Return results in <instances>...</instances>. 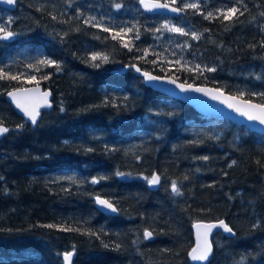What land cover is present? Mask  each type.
Segmentation results:
<instances>
[{
    "label": "trees",
    "instance_id": "1",
    "mask_svg": "<svg viewBox=\"0 0 264 264\" xmlns=\"http://www.w3.org/2000/svg\"><path fill=\"white\" fill-rule=\"evenodd\" d=\"M162 1L200 8L166 16L139 0L0 5V25L16 33L0 40V76L17 77L0 79V122L10 128L0 140V264H66L73 248L72 264H193V224L216 219L235 236L216 234L207 264H264V135L199 113L132 68L264 104V0ZM233 7L243 15L217 16ZM209 12L215 18L205 19ZM33 84L54 92L35 127L6 100ZM155 172L158 189L144 179ZM96 196L115 203L118 215L100 211Z\"/></svg>",
    "mask_w": 264,
    "mask_h": 264
},
{
    "label": "water",
    "instance_id": "2",
    "mask_svg": "<svg viewBox=\"0 0 264 264\" xmlns=\"http://www.w3.org/2000/svg\"><path fill=\"white\" fill-rule=\"evenodd\" d=\"M147 2L169 4L162 0H147ZM139 3L141 7L143 8V10L150 14H162L166 16H179V15L184 14V11H181V12L171 11L172 7H177L172 4H169V8L167 9L161 8V9L148 10L144 7V4L141 3V0H139ZM0 5L11 11H15L18 7V0H15V2L12 4H8L6 0H0ZM14 37L15 36H13L12 38L8 40H12ZM132 68L135 70L137 75L141 76L144 79V82L147 86L167 96H170L171 98H174V99H177V100H180V101H183L189 104L194 109H196L199 113L205 116H208V117L226 118L236 124L246 126L251 131L264 135V124L260 123V120H250L248 119V116L242 115V112H248L249 114L254 115V116H264V113H262L260 109V106L264 104L251 100V99L241 97L233 93H229L225 91L224 89L217 87V86L188 84V83L179 81L177 79H174L170 76L157 75L153 72L142 69L137 65L132 66ZM137 68H139L140 71H137L136 70ZM145 72L149 73L151 76L159 77V79L148 80L143 75V73ZM172 81H175V83H172ZM197 88L205 89V91H196L195 89ZM9 92H12L14 94L15 99H13V97L6 94V100L12 104L13 108L15 109V111L17 112L19 116L24 118L28 123H30L34 127L37 126V124L39 123L41 116H42V112L54 106V92L51 88H46L43 84H33V85L24 86V87L14 88L10 90ZM44 93H49V95L45 96ZM18 103L22 105L23 107H18L17 106ZM229 105H233V106L229 107ZM23 108H27L29 110L35 109L39 113V115L37 116L36 124H33L31 122L29 117L25 114ZM237 109H240V111H237ZM3 126L9 128L5 124H3ZM9 131H10V128H9ZM8 133L9 132L3 135H0V140ZM154 174H157L160 176L158 172H155ZM160 184H161V176H160V183L156 185L149 184V186L153 189H158ZM96 197H100L101 199L111 202L117 208L115 203L110 201L108 198L103 197V196H96ZM96 197H95V204H96V207L100 211H102L103 213L107 215H112V216L118 215L119 210H117L116 212H112L111 209L103 207L102 205L96 202ZM220 220H223L226 224H228L225 219L198 220L193 224L192 227H193L195 242L191 250L197 247L198 243L200 245H203L204 238H205V232L207 231L204 227L198 228L197 225L203 226V225H210V224H218ZM228 226L231 227L229 224ZM220 232L225 233L227 236H231V237L235 236L234 230H233V233L230 234L228 232H225L223 228H219V227L212 228L210 231H207V241L211 245L212 250L206 261L193 260L191 256L189 255L190 261L193 264H207L209 262V260L211 259L214 253L213 238L216 234ZM152 238H153V235L151 238H148L146 240L150 241L152 240ZM75 255L76 253L74 251V254L71 258V264L73 262Z\"/></svg>",
    "mask_w": 264,
    "mask_h": 264
},
{
    "label": "snow or ice",
    "instance_id": "3",
    "mask_svg": "<svg viewBox=\"0 0 264 264\" xmlns=\"http://www.w3.org/2000/svg\"><path fill=\"white\" fill-rule=\"evenodd\" d=\"M6 2L8 4H12L15 2V0H6ZM236 2L241 3L242 4V0H236ZM141 3L144 4V7L148 10H153V9H167L169 8V4H160V3H149L147 2V0H141ZM243 6V5H242ZM117 8L120 7L119 4L116 5ZM245 10L246 9V6ZM194 9L199 11L200 8V4L199 2H195V3H183V7H172L171 11L173 12H181L184 11L185 9ZM237 13H239L240 15H243L242 12H239V9L233 7V8H229L227 9L226 12L221 11V10H217V16L222 17L225 20H230L232 19L234 16L237 15ZM262 15H264V13H262ZM211 18H215L213 16V13L209 12L207 13V15L205 16V19H211ZM11 23V20L8 21V24ZM85 23H90V21H85ZM163 29H167L168 31H172V32H177L180 33L182 35H188L189 33L184 32V30L182 28H176L174 26H169L168 24L162 25ZM105 31H108V29H105ZM131 31V29L129 30ZM157 31H160V29H157ZM14 35H16V33L7 30V28L4 25H0V40H8L10 38H12ZM191 36L193 39H199L200 35L197 34L196 32H192ZM139 38V34L137 33V37ZM102 59L104 61H107V57L106 56H98V55H93L92 56V60L95 61L97 59ZM39 64H42L44 66H55L56 71H61V67L60 65L55 61V60H43V61H39ZM95 67H99V64L94 65ZM29 67H31V65H29ZM137 71H140L139 68L136 69ZM208 71H214L215 69H207ZM2 71V70H0ZM37 71H39V68H37ZM143 75L148 79V80H156L159 79V77H154L151 76L149 73L145 72L143 73ZM4 78H9V79H17V77L12 76V77H8L7 73H4L2 76H0V79H4ZM44 79H47V77L45 76ZM172 83H175V81H172ZM183 87V86H181ZM196 91H205V89H201V88H197L195 89ZM9 96L13 97V99H15V96L12 92H8L7 93ZM45 96L49 95V93H44ZM262 96H264V93L261 94ZM18 107H23L22 105H20L19 103L17 104ZM233 105H229V107H232ZM255 107V106H253ZM261 112L264 113V105L260 106ZM25 114L29 117V119L31 120V122L33 124L37 123V116L39 115V113L33 109V110H29L27 108H23ZM61 111H63V108H61ZM237 111H240V109H237ZM242 115H246L248 116V119L250 120H260V123L264 124V116H254L249 114L248 112H242ZM18 127H23V125H19ZM9 132V128L4 127L2 122H0V135H3L5 133ZM192 143H198L197 141H192ZM199 159H203V160H207L208 157L204 156V157H200ZM233 164H235V161H233ZM231 167V165H230ZM197 171H199V169H197ZM117 175H124V173H117ZM2 179V178H0ZM144 179H146L148 181L149 184L151 185H156L158 183H160V176L157 174H153L151 176V178L149 177H144ZM184 179H187V177L185 176ZM97 180H93L92 183H97ZM171 190L173 193H175L176 195H180L181 191H180V187L178 186V183L176 180L171 181ZM96 202L100 205H102L105 208L111 209L112 212H116L118 209L109 201L101 199L100 197H96ZM257 225H253V227H256ZM48 227H53V225H49ZM197 227H204L207 231H210L212 228H223V230L225 232L228 233H233V229L231 227L228 226V224H226L223 220H220L218 222V224H210V225H197ZM66 231H70L71 229H65ZM207 231L205 232V238H204V243L203 245H200L199 243L197 244V247L193 248L191 250V252L189 253V255L191 256V258L193 260H199V261H206L208 259V256L211 252V245L208 243L207 241ZM153 235L152 231L149 230H145L143 233V236L145 239L151 238ZM74 254V248L73 251H69V252H65L63 254V258L66 262V264H71V258Z\"/></svg>",
    "mask_w": 264,
    "mask_h": 264
},
{
    "label": "rangeland",
    "instance_id": "4",
    "mask_svg": "<svg viewBox=\"0 0 264 264\" xmlns=\"http://www.w3.org/2000/svg\"><path fill=\"white\" fill-rule=\"evenodd\" d=\"M53 6L54 9H62L64 7V3H59V2H55L53 4H51ZM30 77L33 78L34 76L32 75V73H29Z\"/></svg>",
    "mask_w": 264,
    "mask_h": 264
},
{
    "label": "bare ground",
    "instance_id": "5",
    "mask_svg": "<svg viewBox=\"0 0 264 264\" xmlns=\"http://www.w3.org/2000/svg\"><path fill=\"white\" fill-rule=\"evenodd\" d=\"M51 109V108H50ZM214 244V243H213Z\"/></svg>",
    "mask_w": 264,
    "mask_h": 264
}]
</instances>
